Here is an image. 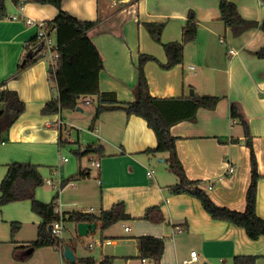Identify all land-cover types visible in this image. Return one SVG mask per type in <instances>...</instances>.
<instances>
[{"label": "crops", "instance_id": "1", "mask_svg": "<svg viewBox=\"0 0 264 264\" xmlns=\"http://www.w3.org/2000/svg\"><path fill=\"white\" fill-rule=\"evenodd\" d=\"M19 1L16 5L5 0L8 16L0 21V92H16L26 109L0 143V185L11 164H31L44 181L64 183L57 193L38 188L36 199L49 204L57 198V210L66 219L73 213L100 217L118 203H124L131 219L104 231L95 224V231L83 238L77 230L82 222L64 221L59 238L74 252L73 263L64 257L65 247H30L42 222L30 201L4 205L0 264H75L84 259L100 264L104 258H114L115 264H143L138 250L142 236L165 240L161 264H182L194 251L198 260L193 264H233L240 256L256 257V264H264V236L253 241L244 229L214 220L195 197L172 193L179 180L169 169L167 155L145 154L157 146V139L144 119L117 109L102 113L93 124L97 97L83 98L75 110L42 114L58 96L48 60L18 69L27 44L38 34V24L54 20L59 10L36 0ZM234 2L244 19L264 22V0ZM219 4V0H63L62 9L81 21L97 22L89 37L104 64L100 91L114 93L118 106L135 101L141 54L158 60L144 66L153 97L220 99L214 110L200 109L196 121L179 123L171 132L178 139L177 154L188 179L200 182L216 205L244 212L252 168L243 126L231 117L232 103L240 106L253 138L260 175L257 213L264 220V59L255 55L264 47V31L255 27L234 37L221 19ZM190 12L199 22L197 40L185 47L181 64L164 70L160 66L167 63L164 48L145 25L164 23L162 43L180 42ZM77 151L87 153L79 157ZM81 174L86 177L78 179ZM152 207L161 208L165 223L144 219ZM15 224L19 228L12 234Z\"/></svg>", "mask_w": 264, "mask_h": 264}, {"label": "trees", "instance_id": "2", "mask_svg": "<svg viewBox=\"0 0 264 264\" xmlns=\"http://www.w3.org/2000/svg\"><path fill=\"white\" fill-rule=\"evenodd\" d=\"M221 19L229 28L234 37H239L246 31L260 27L264 31V22H256L244 19L234 0H219ZM16 5L19 0H12ZM63 0H36L40 5H52L59 10L58 16L45 23L48 34L56 36L59 58L53 69L50 66V78L55 83L58 96L43 108V115L59 114L65 110H75L80 100L98 98V106L93 118V124L99 116L107 111L117 109L124 110L128 116H137L147 122L148 127L155 133L157 146L145 152L148 156L167 155L169 169L178 177V184L171 188L173 194H187L198 199L204 210L216 221L229 222L244 229L248 237L259 240L264 236V220L257 213L258 162L254 152L253 138L248 122L244 119L242 110L237 103L231 105V117L234 122H239L244 129L245 143L251 153L252 181L247 192L246 209L237 212L216 205L208 194L201 189L200 182L191 181L186 176L183 165L178 157L177 138L172 135L173 126L185 122L196 121L200 109L214 110L218 103L217 97H191L162 99L153 97L150 93L148 80L144 72V66L150 61L158 62L152 56L141 54L138 63V82L134 90L135 101L118 106L114 93H102L100 91V73L104 68L102 57L89 37V32L96 27L97 22H86L77 19L62 9ZM5 0H0V21L7 18ZM152 39L162 44L167 56V63L160 66L164 70H170L181 64L184 60V50L188 44L197 40L199 22L193 12H190L183 28L182 41L163 44L162 33L164 23H147L145 25ZM43 42L36 36L26 46V55L20 64L21 72L32 64L44 59ZM259 59H264V47L255 53ZM0 102L3 109L0 111V143L5 141L4 136L10 131L17 119L25 111V104L20 100L16 92L2 90ZM12 112V113H9ZM92 124V129L94 128ZM87 152H85L86 154ZM76 156H84L79 151ZM81 174L78 179H84ZM38 167L13 163L9 166L8 173L0 185V207L11 203L30 201L34 213L42 218L39 225L38 238L30 244L33 250L44 247L64 248L65 243L51 232V226L60 218L58 214L57 198L51 203H43L36 199V190L44 186ZM65 218V216H64ZM131 217L127 214L124 203L116 204L111 210L103 212L100 217H90L73 213L65 218V221L88 222L100 226L102 231L120 222L128 221ZM145 220L154 224H163L166 218L160 207H152L146 211ZM19 225L12 227L15 234ZM165 240L153 236H142L138 239L140 258L150 260L153 264H161L164 254ZM67 262V261H66ZM69 263V262H68ZM75 264H96L93 259L78 260ZM100 264H115L114 258H104ZM233 264H256V257H236Z\"/></svg>", "mask_w": 264, "mask_h": 264}, {"label": "built area", "instance_id": "3", "mask_svg": "<svg viewBox=\"0 0 264 264\" xmlns=\"http://www.w3.org/2000/svg\"><path fill=\"white\" fill-rule=\"evenodd\" d=\"M38 27H39V31H38L37 36H38V39L41 42H43L44 59H47L50 66L54 69L56 66V62L59 58L56 40L54 39V37H52L48 34V30L45 26V23H39ZM230 53L234 54L233 51H231ZM87 104H89V102H87ZM67 161H68L67 158H63L64 163H66ZM91 164L97 168L101 167V163L99 161H92ZM232 171L233 170H231V172ZM46 184L49 187H52L53 189H55L57 192H60L61 189L64 187V183L61 181V179H58L57 181H55L54 179L50 178L46 181ZM208 188L211 189L212 187L209 186ZM57 211H58L60 218L51 226V232L55 236L60 237L65 230V227H64L65 218L60 213L59 210H57ZM197 260H198V254L196 251H194L191 253V258L188 260H185L182 264H193V262H195ZM143 264H152V262L150 260L143 259Z\"/></svg>", "mask_w": 264, "mask_h": 264}, {"label": "water", "instance_id": "4", "mask_svg": "<svg viewBox=\"0 0 264 264\" xmlns=\"http://www.w3.org/2000/svg\"><path fill=\"white\" fill-rule=\"evenodd\" d=\"M9 113H12V112H9ZM95 229H96V225L95 224L83 223L82 222V223H79L77 225L78 236L80 238H83V237L89 235V233L92 232V231L94 232ZM64 257H65L66 260H68L70 262H73V263L75 262V254L68 246H65V248H64Z\"/></svg>", "mask_w": 264, "mask_h": 264}, {"label": "rangeland", "instance_id": "5", "mask_svg": "<svg viewBox=\"0 0 264 264\" xmlns=\"http://www.w3.org/2000/svg\"><path fill=\"white\" fill-rule=\"evenodd\" d=\"M87 109H88L87 111H89L90 108H87ZM91 109H92V108H91ZM86 162H87V161H86ZM46 181H47V180H46ZM46 181H45L44 186H45L46 188L51 189V190H50L51 192H55V193H57V191H56L55 189H53L52 187H49V186L46 184ZM44 186H43V187H44ZM68 228H69V230H71V231L73 230V233H74V229H73V226H72L71 224L68 225ZM83 243H85V241H84ZM82 246H83V245H82ZM85 246H86V245H85Z\"/></svg>", "mask_w": 264, "mask_h": 264}]
</instances>
